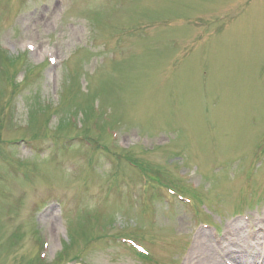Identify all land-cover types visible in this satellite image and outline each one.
<instances>
[{
	"label": "rangeland",
	"instance_id": "rangeland-1",
	"mask_svg": "<svg viewBox=\"0 0 264 264\" xmlns=\"http://www.w3.org/2000/svg\"><path fill=\"white\" fill-rule=\"evenodd\" d=\"M206 232L263 264L264 0H0V264H198Z\"/></svg>",
	"mask_w": 264,
	"mask_h": 264
},
{
	"label": "bare ground",
	"instance_id": "bare-ground-1",
	"mask_svg": "<svg viewBox=\"0 0 264 264\" xmlns=\"http://www.w3.org/2000/svg\"><path fill=\"white\" fill-rule=\"evenodd\" d=\"M243 225L242 224H236L234 225L232 228H229L228 230H230V232L234 233V235H236L238 238H241V240L248 239L249 238V234L247 232H245V230H242ZM239 229V230H238ZM209 234L206 232L203 234L201 241L198 239L196 241V245L200 248V251H202L201 249H203L202 252H198L196 250H193L191 252L192 257H194L193 255L195 253H198V259H197V263L198 264H221L220 261L218 260V249L217 248H213L214 249V253L212 252H208L209 247H210V239H209ZM206 249V250H205ZM240 261L242 262L241 264H243V260L240 259ZM264 264V261H263Z\"/></svg>",
	"mask_w": 264,
	"mask_h": 264
}]
</instances>
